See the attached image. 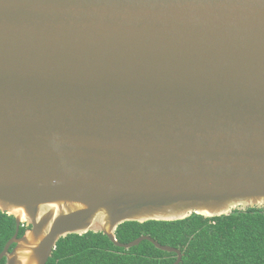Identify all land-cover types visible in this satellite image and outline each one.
<instances>
[{
	"label": "water",
	"instance_id": "water-1",
	"mask_svg": "<svg viewBox=\"0 0 264 264\" xmlns=\"http://www.w3.org/2000/svg\"><path fill=\"white\" fill-rule=\"evenodd\" d=\"M249 207H264V0H0V210L17 224L0 262L47 264L93 231L180 264L119 225Z\"/></svg>",
	"mask_w": 264,
	"mask_h": 264
},
{
	"label": "trees",
	"instance_id": "trees-1",
	"mask_svg": "<svg viewBox=\"0 0 264 264\" xmlns=\"http://www.w3.org/2000/svg\"><path fill=\"white\" fill-rule=\"evenodd\" d=\"M29 227L22 225L19 236ZM16 229L15 216L0 210V253ZM142 235L180 249V264H264V207L238 208L215 217L193 213L174 221H127L116 231L123 243ZM177 257L149 240L126 249L103 232L90 231L61 238L47 264H173ZM0 264H6V258Z\"/></svg>",
	"mask_w": 264,
	"mask_h": 264
}]
</instances>
